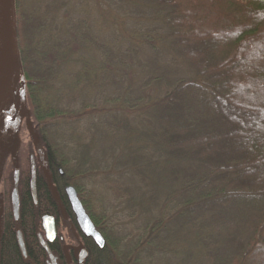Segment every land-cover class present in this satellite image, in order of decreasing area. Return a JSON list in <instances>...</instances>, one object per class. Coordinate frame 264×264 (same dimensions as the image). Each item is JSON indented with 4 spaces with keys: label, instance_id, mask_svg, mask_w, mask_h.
<instances>
[{
    "label": "trees",
    "instance_id": "1",
    "mask_svg": "<svg viewBox=\"0 0 264 264\" xmlns=\"http://www.w3.org/2000/svg\"><path fill=\"white\" fill-rule=\"evenodd\" d=\"M48 1L13 0L18 97L51 154L84 176L80 196L105 239L87 264L174 246L199 264H264V0H77L82 11ZM97 126L130 131L141 151H117L118 168L102 151L93 159ZM127 175L147 196L127 195ZM108 177L120 201L110 217L84 196ZM5 240L2 264H31L9 230Z\"/></svg>",
    "mask_w": 264,
    "mask_h": 264
},
{
    "label": "flooded vegetation",
    "instance_id": "2",
    "mask_svg": "<svg viewBox=\"0 0 264 264\" xmlns=\"http://www.w3.org/2000/svg\"><path fill=\"white\" fill-rule=\"evenodd\" d=\"M9 103L0 111V264L4 259L8 230L14 235L22 259H33L31 264H87L92 260L87 259L92 249L102 250L105 239L99 232L104 245L98 247L77 224L69 200V188L74 189L85 210L79 184L84 176L72 162L68 168L63 167L28 118L17 130L19 110L14 111L13 101ZM8 109L12 113L9 114ZM27 210L33 214V226L29 232L24 226ZM44 217L51 218L53 234L47 232ZM18 236L24 251L18 244ZM30 241L37 250L36 253L32 251V255L26 250Z\"/></svg>",
    "mask_w": 264,
    "mask_h": 264
},
{
    "label": "rangeland",
    "instance_id": "3",
    "mask_svg": "<svg viewBox=\"0 0 264 264\" xmlns=\"http://www.w3.org/2000/svg\"><path fill=\"white\" fill-rule=\"evenodd\" d=\"M43 2V3H42ZM24 4L27 5L29 9H36L38 5L41 6L43 9H49L50 10V2L48 0H24ZM68 7H72L75 10L82 11L83 10V5L80 3L78 5L77 0H68ZM14 11V10H13ZM92 16L95 19V28L99 29L98 27V15H96L95 12H92ZM103 23V21L101 20ZM208 28H210L208 26ZM216 28H219V26H216ZM230 30V28H227ZM20 79V78H19ZM20 89L19 88V95H20ZM264 90V89H263ZM254 90H251L249 94L246 96L249 98V101L253 103V94ZM253 98V99H252ZM251 99V100H250ZM247 101L248 103H250ZM254 104V103H253ZM9 114L12 113L11 109H8L7 111ZM27 117V112L25 110V107H21L18 111V116H17V125L15 128L21 129V127L24 124V120ZM96 122V120L94 121ZM99 133L93 128L97 135V144L94 146V150L92 151V158L97 159L99 158V151H102L105 153L106 160L107 162H116L117 168L120 164L119 157L116 155V152L119 151L121 153L120 159H125L127 158L126 154H129L130 157L134 156L136 153H139L143 147V144L140 142L138 137H135L130 131L124 130V129H119L117 126L114 128H111L110 130L104 129L102 126H97ZM139 133L143 132V130L138 131ZM59 134L61 137L57 136L60 140L64 141L63 138H65L64 135H62L59 131ZM77 139L71 138L68 140H65V147L64 151L68 154L74 155L78 157L77 153V145L75 142ZM106 151H104V150ZM127 152V153H126ZM110 179L108 178H103L99 180V184L97 180H94L92 182V188L95 189L92 193L89 191H86L84 193V196L91 200L94 205L96 210L106 207L109 210H105V213L110 217L112 214V211L114 212L113 206H116L117 203H120L118 201L116 203V200H119V196L117 197L116 190H114L113 184L107 186L106 182ZM120 183L124 184L122 189L124 187L128 188V194L129 196L132 197H141V196H147L146 193H143V189L145 187L144 184L140 183L139 180L131 175H127L126 178L123 181H120ZM120 192V191H118ZM125 193V192H124ZM126 194V193H125ZM125 229V228H124ZM126 230V229H125ZM123 230V231H125ZM118 233H121V229H117ZM121 231V232H120ZM166 234V231H164V235ZM161 240H163V236L160 237ZM120 249L121 250H127V244L125 245L124 243H120ZM176 251L167 253V252H162V254L159 255H153L151 258H146L145 256H142L140 259H108V261L112 262L113 264H199V259H182L181 252L178 248V246H174ZM260 260L264 261V259Z\"/></svg>",
    "mask_w": 264,
    "mask_h": 264
},
{
    "label": "water",
    "instance_id": "4",
    "mask_svg": "<svg viewBox=\"0 0 264 264\" xmlns=\"http://www.w3.org/2000/svg\"><path fill=\"white\" fill-rule=\"evenodd\" d=\"M20 65L16 26L13 17V0H0V111L13 98L14 110L17 111L19 108ZM27 125L30 127L29 122H27ZM32 136L36 137L35 134H32ZM69 190L71 191L69 200L80 230L84 235L91 237L98 247H103L104 240L101 234L95 229L94 224L76 197L74 189L69 188ZM50 220V217L43 218V222L48 225L47 232L53 234V225ZM18 244L21 250L24 251L22 240L19 236ZM42 245L45 246L43 242Z\"/></svg>",
    "mask_w": 264,
    "mask_h": 264
}]
</instances>
